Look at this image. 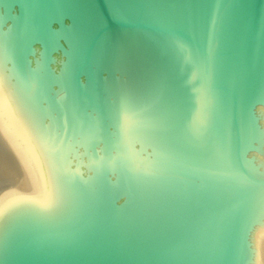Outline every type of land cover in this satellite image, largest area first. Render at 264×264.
Returning a JSON list of instances; mask_svg holds the SVG:
<instances>
[{
	"label": "water",
	"instance_id": "water-1",
	"mask_svg": "<svg viewBox=\"0 0 264 264\" xmlns=\"http://www.w3.org/2000/svg\"><path fill=\"white\" fill-rule=\"evenodd\" d=\"M0 95V264H260L264 0H0Z\"/></svg>",
	"mask_w": 264,
	"mask_h": 264
},
{
	"label": "bare ground",
	"instance_id": "bare-ground-1",
	"mask_svg": "<svg viewBox=\"0 0 264 264\" xmlns=\"http://www.w3.org/2000/svg\"><path fill=\"white\" fill-rule=\"evenodd\" d=\"M0 179L10 187L0 195V212L24 197H47V185L0 95ZM264 264V230L259 249Z\"/></svg>",
	"mask_w": 264,
	"mask_h": 264
}]
</instances>
